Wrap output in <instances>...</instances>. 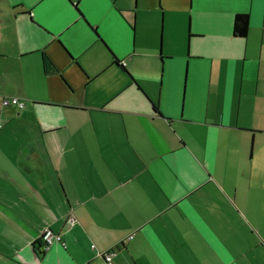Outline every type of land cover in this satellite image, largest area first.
Wrapping results in <instances>:
<instances>
[{"label": "crops", "instance_id": "1", "mask_svg": "<svg viewBox=\"0 0 264 264\" xmlns=\"http://www.w3.org/2000/svg\"><path fill=\"white\" fill-rule=\"evenodd\" d=\"M3 95L0 264H264V0H0Z\"/></svg>", "mask_w": 264, "mask_h": 264}, {"label": "built area", "instance_id": "2", "mask_svg": "<svg viewBox=\"0 0 264 264\" xmlns=\"http://www.w3.org/2000/svg\"><path fill=\"white\" fill-rule=\"evenodd\" d=\"M0 102L2 105L14 104L19 107H22L24 104L23 101L18 99L17 97L8 96V95H3L0 99ZM0 127H1V122H0ZM73 221L74 218L72 217V215H69L67 217V222L71 224L73 223ZM55 239L60 240L61 239L60 235L51 233L50 229L47 226L43 227L40 235V240L42 242V250H46L49 244ZM91 247L93 248L95 247V245L91 244ZM114 252H115L114 249L111 248V249L99 251L98 255L102 257L107 264H113L112 257L114 255Z\"/></svg>", "mask_w": 264, "mask_h": 264}, {"label": "trees", "instance_id": "3", "mask_svg": "<svg viewBox=\"0 0 264 264\" xmlns=\"http://www.w3.org/2000/svg\"><path fill=\"white\" fill-rule=\"evenodd\" d=\"M247 29H248V14L236 13L233 18V26H232L233 34L243 37L246 35ZM118 65L120 66L121 64ZM42 69L45 73H55L58 71L57 68L51 62L50 58L44 52H42ZM153 109L155 111H158L157 106L155 104L153 105ZM33 247L38 254L43 252L42 242L40 239H38L33 243Z\"/></svg>", "mask_w": 264, "mask_h": 264}, {"label": "rangeland", "instance_id": "4", "mask_svg": "<svg viewBox=\"0 0 264 264\" xmlns=\"http://www.w3.org/2000/svg\"><path fill=\"white\" fill-rule=\"evenodd\" d=\"M158 23H159V26H160V21H158Z\"/></svg>", "mask_w": 264, "mask_h": 264}]
</instances>
